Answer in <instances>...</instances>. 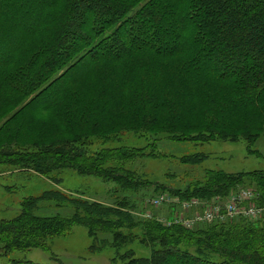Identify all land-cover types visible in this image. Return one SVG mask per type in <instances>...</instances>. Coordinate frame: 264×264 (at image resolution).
I'll list each match as a JSON object with an SVG mask.
<instances>
[{
  "label": "trees",
  "instance_id": "1",
  "mask_svg": "<svg viewBox=\"0 0 264 264\" xmlns=\"http://www.w3.org/2000/svg\"><path fill=\"white\" fill-rule=\"evenodd\" d=\"M122 133L244 141L248 155L264 159L256 148L264 137V0H0V167L56 184L69 170L112 183L108 196L118 195L109 205L59 189L24 198L17 217L0 220V256L50 251L52 240L82 226L91 251L117 250L112 264H264L262 218L167 226L124 192L153 188L187 200L252 190L264 208V170H209L204 182L171 189L125 170L146 155L106 148ZM44 200L72 212L41 216ZM134 243L151 257L120 253Z\"/></svg>",
  "mask_w": 264,
  "mask_h": 264
},
{
  "label": "rangeland",
  "instance_id": "2",
  "mask_svg": "<svg viewBox=\"0 0 264 264\" xmlns=\"http://www.w3.org/2000/svg\"><path fill=\"white\" fill-rule=\"evenodd\" d=\"M120 137L121 141H111L105 144L106 148L132 146L144 149L146 155L124 163L125 170L132 171L141 180L158 182L171 189L184 190L198 182H204L209 170H223L229 173L264 170V159L248 155L247 144L244 141H215L201 145L189 142L178 143L169 140L166 136L153 137L147 134L137 136L131 133H122ZM149 144L153 146L149 147ZM97 148L101 149L102 147L98 145ZM256 148L264 153V137L258 141ZM198 153L205 154L208 158L198 165L182 161L183 157ZM152 155L154 157H150ZM7 171L0 167V220L17 217L20 214L21 202L24 198L40 197L47 190L59 189L69 194L81 192L85 197L100 200L106 205L115 203L118 197V195L108 196L114 190L109 191L112 183L103 182L92 176H80L69 170L60 174L61 181L58 184L38 175ZM124 192L139 208L146 207L147 211L152 210L153 213H157V217L165 219L172 216L169 207H163L158 211L151 209L150 200L156 195L163 194V190H159L157 194L153 193V188ZM120 193H118L120 197H123ZM37 206L36 213L41 216L56 214L68 216L72 212L69 206L57 208L47 200L41 201ZM262 219L264 220V215ZM91 245L87 229L79 226L72 229L68 236L52 240L49 244L50 251L38 249L29 252H13L7 256H0V264H8L11 260L55 264V258L62 264H112V260L117 256L115 248L108 247L101 252L94 253L90 250ZM129 249L133 250L138 258H150L152 254L149 247L140 243H134L124 248L120 250V253ZM126 262L119 259L115 264H126Z\"/></svg>",
  "mask_w": 264,
  "mask_h": 264
},
{
  "label": "built area",
  "instance_id": "3",
  "mask_svg": "<svg viewBox=\"0 0 264 264\" xmlns=\"http://www.w3.org/2000/svg\"><path fill=\"white\" fill-rule=\"evenodd\" d=\"M153 209L163 207L171 209L172 216L168 219L158 217L167 226L180 225L192 230L203 224L224 223L240 218L256 222L264 215V208L256 204V196L252 190H241L228 199L214 197L213 199L192 198L183 200L169 193L156 195L150 200ZM146 218L152 214L145 213Z\"/></svg>",
  "mask_w": 264,
  "mask_h": 264
}]
</instances>
